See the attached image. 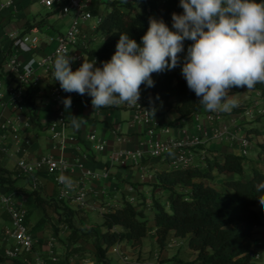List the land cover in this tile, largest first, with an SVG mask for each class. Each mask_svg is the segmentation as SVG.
Here are the masks:
<instances>
[{"label":"crops","instance_id":"obj_1","mask_svg":"<svg viewBox=\"0 0 264 264\" xmlns=\"http://www.w3.org/2000/svg\"><path fill=\"white\" fill-rule=\"evenodd\" d=\"M111 1L94 0L89 8L92 18L82 22L78 42H87L93 36L96 26L109 11ZM70 23L71 19L60 10L45 9L42 0H0V168L5 170L4 177L13 181L16 189H10L16 193V201L27 211V224L35 237L33 250L18 257L25 264H101L95 257V248L91 243L79 241L78 244H72L68 241L72 230L67 219H71L74 226L82 230L96 227L98 231H104L103 215L121 206L127 194L137 195L136 204L145 201L147 207H150L153 198L163 194L161 189H153V185L157 183V173L168 167L167 160L152 159L146 152L143 162L146 171L142 173L134 165H113L111 155L114 152L137 148L151 137L166 140L190 136L200 137L203 141L201 147L210 155L216 154L220 160L226 153L240 156L239 138L244 132L240 123L242 120H251L250 114H262V108L248 112H234L233 109L230 113L208 112L203 108L195 115L181 118L175 108V100L173 107L169 108L157 104L146 105V97L140 98L137 105L125 102L93 109L92 97L89 95L67 94L61 89L59 81L54 79V68L49 72L35 68L27 81L3 71L5 65H8V69L17 63L25 64L30 58L40 59L53 51L57 47L58 36L68 30ZM31 29H37L40 38V47L33 54L15 45V41ZM80 43L71 47L72 55L81 54L80 60L74 61L71 68L86 60ZM246 91V87H233L229 94H237L239 107L255 106L254 100L260 98V91ZM29 96L33 103L32 111L28 106ZM66 97L72 100L71 108L67 111L62 103ZM151 108L155 109L154 116L145 111ZM61 112L66 125L53 128ZM32 114L36 116V122L31 119ZM210 114L214 116L212 120L208 119ZM74 119L76 123H73ZM6 121H11L15 126L18 140L14 139L11 129L3 128ZM255 124L244 127L254 128ZM223 126L228 127L230 134L237 139L222 142L212 140L211 130ZM92 134L105 142L104 150L95 148V142L89 139ZM246 134L253 144L246 160L251 167L249 173L245 170L248 177L254 168L264 171V150L259 146L264 144V135ZM119 136L122 137L121 141L117 140ZM47 156L67 163L65 176L72 181L73 194L81 189L86 190L91 206L101 205L104 210L95 206L83 210L71 197L61 198L60 186L47 166L36 169L33 174H25L18 165L21 160L32 164ZM196 159V164L205 168L202 159ZM87 170L98 174L107 173L108 177H84L83 173ZM225 178L237 179L239 176L230 174ZM223 179L219 178L218 183ZM217 188L223 189L221 185ZM25 191H37L43 202L37 205L35 197ZM94 217L99 225H95ZM10 225L11 215L0 204V246L4 250L12 244L4 241L6 228ZM126 245L138 250V253L125 256ZM76 246H82L86 252L67 259L68 251ZM114 246L120 252L110 250L108 259H113L112 264H187L197 256V252L189 248L187 239L178 238L174 233L162 249L157 244L155 229L149 232L140 246H133L126 241ZM252 252L254 260L264 264V225L255 228Z\"/></svg>","mask_w":264,"mask_h":264},{"label":"trees","instance_id":"obj_2","mask_svg":"<svg viewBox=\"0 0 264 264\" xmlns=\"http://www.w3.org/2000/svg\"><path fill=\"white\" fill-rule=\"evenodd\" d=\"M173 12H183L179 0L111 1L109 11L87 41L88 48L82 50L86 61L95 59L99 67L102 66L101 62L110 60L121 33H127L140 43L148 30L150 17L163 19L171 28ZM191 43L184 42V51L187 52ZM184 51L179 54L181 59L176 68L152 74L154 87L144 85L146 105L172 108L175 100V108L181 118L195 115L204 108L183 78L181 70L187 54ZM82 63L75 64L72 70L78 69ZM254 90L260 91L264 97V84L258 83ZM28 106L32 111L30 96ZM242 108L237 107L234 112H242ZM31 119L36 122L34 114ZM248 134L264 135V130L253 128ZM259 146L264 150V144ZM202 162L205 168L195 164L167 167L158 172L153 189H161L163 194L153 198L150 207L145 201L132 204L124 199L121 206L103 215L104 231H98L96 227L82 230L67 219L72 230L68 241L72 244L79 241L91 243L97 261L109 264L108 253L114 245L126 241L140 246L150 230L155 229L157 244L162 249L167 246L172 233L178 238L187 239L189 248L197 252L196 258L187 264H258L253 258L252 246L255 228L264 225L256 209L260 205L259 199L264 198V189L259 188L261 181H264V171L254 168L251 175L246 177L245 159L232 153L223 154L222 160L213 157ZM4 173L5 170L0 168V184L16 189L13 181L4 177ZM230 174H236L239 178H225ZM222 177L224 179L218 183ZM218 185L223 189L219 190ZM26 194L34 196L37 205L43 202L37 191ZM262 210L264 212V206ZM148 211H151V218ZM151 221L153 225H150ZM85 252L82 246H76L68 251L66 258L81 256ZM0 264L25 263L18 258L9 260L0 246Z\"/></svg>","mask_w":264,"mask_h":264},{"label":"clouds","instance_id":"obj_3","mask_svg":"<svg viewBox=\"0 0 264 264\" xmlns=\"http://www.w3.org/2000/svg\"><path fill=\"white\" fill-rule=\"evenodd\" d=\"M183 12L171 14V28L163 19L149 18L140 43L121 33L110 60H84L57 54L54 79L67 93L89 95L93 109L128 103L137 105L141 85L154 87L153 73L172 70L180 63L184 42L191 41L183 59L182 75L190 91L208 112L230 113L240 106L233 87L247 91L264 84V2L258 0H179ZM70 110L71 97L63 99ZM155 115V109L145 110ZM77 117V116H73ZM76 123V120H73ZM58 181L72 187L69 177ZM260 189H264L261 181ZM264 206V198H260Z\"/></svg>","mask_w":264,"mask_h":264},{"label":"built area","instance_id":"obj_4","mask_svg":"<svg viewBox=\"0 0 264 264\" xmlns=\"http://www.w3.org/2000/svg\"><path fill=\"white\" fill-rule=\"evenodd\" d=\"M93 2L94 0H42L45 9L49 11L60 10L64 16L71 19L68 30L58 36V44L53 51L47 53L40 59L30 58L25 64L17 63L14 67L8 69L6 68L8 65H5L3 71L11 72L21 81H27L32 77L35 68L42 69L44 72H49L53 68V62L57 54L69 53V55L76 57L75 61L80 60L81 54L72 55L70 50L73 45L80 43L77 40L82 30V22L92 18L89 8L92 6ZM15 45L24 52L33 54L40 47V38L37 34V29H31L23 36L19 37L15 41ZM80 46L82 50L88 48L87 42H81ZM260 99V103L264 106V97L260 95ZM213 118L214 116L212 114L208 116L209 120ZM65 125L66 121L63 112H61L58 121L53 124V128L59 126L63 128ZM3 128L11 129L14 132V139L18 140L16 128L12 125L11 121H6ZM210 138L216 142L237 139L236 136L230 134V129L225 126L213 128ZM89 139L95 142V148L97 150L105 149V142L99 140L95 134L90 135ZM117 140L121 141L122 137H117ZM239 144L240 157L247 160L248 152L253 144L246 136L239 138ZM201 145H203V141L200 137L185 136L180 139L169 138L166 140H158L151 137L145 142H141L137 148L114 152L111 155V163L118 166L134 165L139 167V170L144 173L146 171V166L143 162L146 158V152L149 153L152 159L162 158L167 160L168 167L193 166L196 164L197 157H200L202 160L217 157L216 154L210 155ZM145 147L148 149H145ZM18 150L21 149L18 148ZM18 165L25 174H33L36 169L47 166L49 172L55 175V181L60 186L61 198L71 197L83 210L95 206H91L89 203V195L86 190L81 189L76 194H73V185L69 188L58 181V177L61 174L65 175L68 170V165L65 161L56 160L51 156H47L32 164L21 160L18 161ZM83 176L92 179H100L108 177V174H98L87 170L83 173ZM1 190L3 191L1 192ZM130 191H132V189H130ZM15 195L16 193L11 190L7 184H0V204L2 209L11 215V225L6 228L4 237L5 242L12 243L11 246L5 249V255L9 260L30 253L35 245V237L29 230L27 224V211L16 201ZM126 198L130 203L136 204L138 196L130 193L126 195ZM95 207L101 211L104 210L101 205ZM111 250L115 253L120 252V249L115 246L112 247Z\"/></svg>","mask_w":264,"mask_h":264},{"label":"rangeland","instance_id":"obj_5","mask_svg":"<svg viewBox=\"0 0 264 264\" xmlns=\"http://www.w3.org/2000/svg\"><path fill=\"white\" fill-rule=\"evenodd\" d=\"M184 53H187L186 51H184ZM143 97H145V90H144V85H141V97L140 98H143ZM260 101H261V99L259 98V99H256V100H254V103H255V106H253V107H250V106H246V107H244V106H242L243 108V110H242V112H248V111H250V110H258L259 111V108H262L261 110H262V114H257L258 116H252L251 114H250V116L249 117H251L250 119L251 120H242V122L240 123V125L239 126H243V136H246V137H248L247 136V134L246 133H248V131H250V129H253V128H251V127H244V125H250V124H253V123H256L255 124V127H254V129H259V130H264V106L260 103ZM253 161V160H252ZM253 166V165H252ZM244 168H245V170L249 173L250 172V166L247 164V161L245 160V163H244ZM221 182V181H220ZM256 209H257V211L260 213V214H262V216L264 217V212H263V210H262V206H261V204L260 205H258L257 207H256ZM148 213V216L151 218V211H148L147 212ZM94 223H95V225H99V223H98V221H97V219H96V217H94ZM150 225H153V224H150ZM153 227V226H152ZM151 227V228H152ZM150 232H151V230H150ZM125 249H126V251H127V254H124L125 256H127V257H129V255L130 254H133V253H138V250H133L132 248H131V246H129V245H126L125 246ZM110 252V251H109ZM111 255V257H112V254H110ZM124 260V259H123ZM112 261H113V259H109V264H112ZM145 264H151V263H149V262H146Z\"/></svg>","mask_w":264,"mask_h":264}]
</instances>
